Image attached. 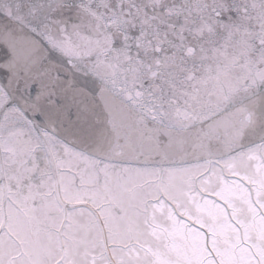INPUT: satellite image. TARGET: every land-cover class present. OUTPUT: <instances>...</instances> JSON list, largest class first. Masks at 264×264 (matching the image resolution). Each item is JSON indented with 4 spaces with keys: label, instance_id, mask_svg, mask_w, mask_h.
<instances>
[{
    "label": "snow or ice",
    "instance_id": "obj_1",
    "mask_svg": "<svg viewBox=\"0 0 264 264\" xmlns=\"http://www.w3.org/2000/svg\"><path fill=\"white\" fill-rule=\"evenodd\" d=\"M0 264H264V0H0Z\"/></svg>",
    "mask_w": 264,
    "mask_h": 264
}]
</instances>
